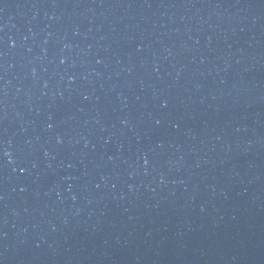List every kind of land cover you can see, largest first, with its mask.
<instances>
[{
	"label": "water",
	"instance_id": "1",
	"mask_svg": "<svg viewBox=\"0 0 264 264\" xmlns=\"http://www.w3.org/2000/svg\"><path fill=\"white\" fill-rule=\"evenodd\" d=\"M0 264H264V0H0Z\"/></svg>",
	"mask_w": 264,
	"mask_h": 264
}]
</instances>
